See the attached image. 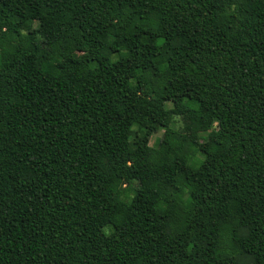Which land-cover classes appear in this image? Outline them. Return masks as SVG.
I'll return each mask as SVG.
<instances>
[{
  "label": "trees",
  "instance_id": "1",
  "mask_svg": "<svg viewBox=\"0 0 264 264\" xmlns=\"http://www.w3.org/2000/svg\"><path fill=\"white\" fill-rule=\"evenodd\" d=\"M0 264H264V0H0Z\"/></svg>",
  "mask_w": 264,
  "mask_h": 264
},
{
  "label": "rangeland",
  "instance_id": "2",
  "mask_svg": "<svg viewBox=\"0 0 264 264\" xmlns=\"http://www.w3.org/2000/svg\"><path fill=\"white\" fill-rule=\"evenodd\" d=\"M35 25H38V22H36ZM79 55H80V53H77V56H79ZM166 105H167V107H170V106H171L170 103H167ZM174 127L177 128V129H182V120H181L180 117H177V116L175 117V124H174ZM163 132H164L163 129H161V130L155 132V133L152 135L151 139H150V144H152V145H156V144L158 143V140L162 137ZM136 136H138V133H137V131H136V128H134V130H133V134H132V139H131V140L135 139ZM197 156H198V158H202V157H203V154H202L201 152H198V153H197Z\"/></svg>",
  "mask_w": 264,
  "mask_h": 264
}]
</instances>
